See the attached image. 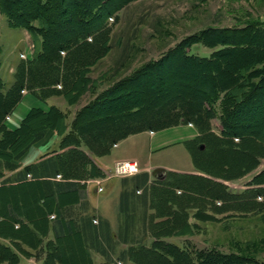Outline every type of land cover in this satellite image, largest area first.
<instances>
[{"label": "trees", "instance_id": "1", "mask_svg": "<svg viewBox=\"0 0 264 264\" xmlns=\"http://www.w3.org/2000/svg\"><path fill=\"white\" fill-rule=\"evenodd\" d=\"M66 1L0 0L2 13L10 25L27 30L35 45L33 59L21 60L15 70L14 82L7 90L0 77V177L3 168L15 169L17 165L14 161H18L50 130L61 137V149L64 151L47 163L44 170L53 178L60 175L67 181L103 177L104 173L93 156L110 154L116 144L131 135L188 124H193L199 131L196 140L184 143L199 172L235 181L260 166L264 159L262 22L203 32L202 38L195 35L186 38L162 60L148 64L127 80L95 96L77 111L70 128L67 115L58 107L51 106L48 111L32 109L17 129H9L6 119L14 112L25 92L42 100L63 96L72 105L76 97L95 87L89 70L113 47L111 28L104 26L103 15L108 13V16H112L116 10L112 6L115 3L122 1L128 4L135 0H107L108 5L99 14L86 9L80 0H70L68 3L78 12L73 18L63 20V23L62 18L68 14L63 6ZM98 6L102 8V4L98 3ZM71 23L74 24L72 30L63 37L64 24ZM84 23L88 24L87 29L80 28ZM207 39H215L212 42L222 46L211 58L183 54V48ZM123 50L118 69L130 57L132 46L129 42ZM177 55V61L184 67H179L167 77L159 74L158 71ZM155 71L158 74L150 76L152 80L149 74ZM90 84L93 85L90 87ZM131 88L139 91L130 92L132 95L128 98L125 91ZM144 91L149 92L151 97H147L148 93L143 96L141 92ZM215 119L221 121L220 133L213 129ZM221 155L226 156L227 160H221ZM171 175L174 177L171 183L165 181L152 193L151 204L156 209V215H151L149 222H146L147 215L145 219L143 216L144 225H147L145 233L154 239L153 242L151 245L141 242L131 246L122 256L135 264L247 263L248 258L241 253L209 250L197 252L195 256L165 239L192 235L190 232L195 227L190 231V209H197L194 214L196 219H213L214 215L231 212L263 213L264 170L255 175L242 192H233L224 184L217 185L198 175ZM41 183V190L49 202L53 199L55 188L60 194L75 192V187L69 182L63 184L45 180ZM173 188L183 189L184 194L178 196ZM144 193L146 195V188ZM141 201L146 205V196ZM134 203L136 205L137 202ZM129 204L130 197H125L124 207L131 209ZM124 214L128 223L122 232L128 235L131 231L129 226L138 214L132 211ZM155 218L162 220L154 222ZM68 231L71 233L69 235H81L80 230L74 232L70 225ZM60 232L59 237L63 239L67 234L64 224L60 225ZM84 234L87 246L101 250H111L113 247L106 231L101 234L102 242L100 233L92 226H87ZM49 256L45 264H57L54 252ZM5 261L18 264L19 256L10 248L0 245V264ZM85 262L83 257L81 263ZM107 262L118 264L112 260Z\"/></svg>", "mask_w": 264, "mask_h": 264}, {"label": "rangeland", "instance_id": "2", "mask_svg": "<svg viewBox=\"0 0 264 264\" xmlns=\"http://www.w3.org/2000/svg\"><path fill=\"white\" fill-rule=\"evenodd\" d=\"M69 1L67 0L63 5L68 12L67 16L62 18L63 23H65L63 20L73 18L76 15L75 13L78 12V9L73 8L68 3ZM79 2H82L86 9L95 10V13L98 14L103 13L106 5H108L107 0H92L91 4L84 0ZM98 3L102 4V8L98 6ZM115 4L112 5L116 8L112 16H108V13H106L103 15L102 20L104 26L111 28L110 38L113 47L89 70V76L93 84L95 83V87L90 91H86L82 96L76 97V102L72 105H69V102L63 96H52L63 98L68 106L71 107L70 111H68V116L75 108L87 105L91 99L93 100L103 90L127 80L136 71L142 70L148 64L162 60L186 38L194 35L202 38L203 32L232 29L247 23H264V0H135L128 4H123L122 1ZM73 25L72 23L64 24L65 33L62 34L63 37L72 30L71 27ZM88 27V24L80 26L82 29H87ZM24 30L12 27L0 7V77L5 82L6 90L14 82V75L11 70L15 72L21 60H32L34 56L35 45L33 39L31 34L29 32L30 35L25 34L26 30ZM212 40L215 39L197 42L185 49L183 48L182 52L192 57L211 58L214 52L222 48V46L214 44ZM128 42L132 46L130 57L118 69V63L124 51L123 48ZM26 49L28 50L26 51ZM22 51L26 52L22 53ZM177 59L178 55L165 65L161 71H158L160 72L159 74L167 77L179 67H184ZM158 72L155 71V73L149 74V78L150 76L155 77ZM92 85L90 84V87ZM137 86L135 85V87ZM135 91L138 92L139 90L131 88L125 91V96L127 94L129 98L132 95L130 92ZM145 93H148L147 97H151L149 92H141L143 96ZM216 106L220 109L218 105ZM8 118L6 122H11ZM212 125L214 131L220 133L222 128L221 121L215 119ZM190 127H194V129H187L189 132L192 131L191 134L198 132L199 135V131L194 125ZM144 138L131 139L133 142L138 140L134 145L131 142V148L129 147L130 143H124L120 150L114 149L111 154L112 157L110 156L111 160L116 157L129 155L139 162L149 163L153 168L161 166L184 171L194 170L192 157L185 149L184 144L154 149L149 154L146 151L145 142L147 140ZM220 158L224 161L227 160L226 156L221 155ZM124 161L127 160L120 162ZM120 162H117L113 169ZM136 163L139 165L140 173L142 171L141 164ZM208 168L210 169V167ZM263 170L264 159L261 160L260 166L255 171L237 182L227 184L232 191L242 192L246 189L249 182L252 181L253 177ZM199 173L195 172L196 175L205 177L217 185L226 181L218 176ZM0 199H2L3 203H6V200L10 201L8 195L6 198L0 195ZM14 199L17 200V198ZM259 200L262 201V199ZM214 217L213 219H196L191 216L189 220L191 224L190 231L192 227H195L193 231H189L192 235L175 237L169 240L177 243L178 246L188 250L195 256L197 252H207L209 250H217L224 253L236 252L245 255L249 260L247 263L241 264H264V212L248 214L231 212L214 215ZM69 253L71 254V264H75L72 259L73 255H76L75 244L73 245V252ZM64 262V264L69 263L68 260H64Z\"/></svg>", "mask_w": 264, "mask_h": 264}, {"label": "crops", "instance_id": "3", "mask_svg": "<svg viewBox=\"0 0 264 264\" xmlns=\"http://www.w3.org/2000/svg\"><path fill=\"white\" fill-rule=\"evenodd\" d=\"M25 34H29L27 30ZM11 73L15 74L13 70ZM51 106L58 107L67 115L68 128H70L77 111L83 107L75 108L68 116L71 107L63 98L52 97L42 100L32 93L25 92L14 112L8 116L9 118L7 117L11 122H6V125L9 129H17L33 108L48 111ZM190 126L193 125H180L158 132L145 131L131 135L116 144L110 154L101 157L93 156L96 165L104 173L103 177L88 180L76 178L67 181L62 179L60 175L53 178L44 170L47 163H50L64 151L61 149V137L55 131L50 130L42 140L32 145L18 161H14L17 165L15 169H2L0 195L4 198L8 195L10 201L6 200V203H3L0 199V245L10 248L19 256L18 264H45L51 252L56 255L54 259L57 260V264H64V260H68L69 263H67L71 264L69 252H73L74 244L76 255H73L74 258L72 257V259L75 264H83L81 263L83 257L86 261L85 264H108L107 261L110 260L121 264H135L128 257L122 255L131 246H137L141 242L151 245L154 240L147 232L145 233L147 225H144L143 222V216L145 219L147 215L146 222H149V217L156 215V209L151 204L154 188L161 187L165 181L171 183L174 177L170 174L196 175L195 172L199 173V171L194 164V170L191 171L161 166L153 168L149 163L139 162L129 155L111 160V154L114 149L120 150L124 143H130L129 147L131 148V142L132 145L138 142V140L133 142L131 139H138V137H145L144 139L147 140L145 144L149 154L154 149L168 148L176 144H184L187 141H194L199 135L198 132L191 134L192 131L189 132L187 129H194V127ZM201 149L204 147L201 146ZM187 152L189 153L188 150ZM123 160L138 162L141 164L142 171L137 175L128 177L111 176L114 165ZM45 180L63 184L69 182L75 187V192L60 194L54 187L53 199L49 202L41 190V182ZM143 180L145 183H142ZM237 181H225L223 184L231 190L227 183ZM138 185L140 187H137ZM145 188L147 190L146 195L144 193ZM173 189L178 196L184 194L183 189ZM144 196H146V205L141 203V198ZM125 197H130L131 209L124 207ZM134 202H137L136 205ZM217 204L221 205L219 202ZM128 211L136 212L138 215L133 220L132 225L129 226L130 233L125 235L122 231L126 228L128 220L124 213ZM196 212L197 209L189 210V220L191 216L194 217ZM161 220V218H155L154 222ZM61 224H64L67 233L63 239L59 237ZM69 225L74 232L80 230L81 235H76V233L69 235L71 234L68 231ZM87 226H92L100 233L101 242V234L106 231L112 242V249L101 250L99 247L87 246L84 234ZM175 237L184 236H173L165 240L171 242L169 239ZM171 243L178 245L175 242ZM1 264L8 263L5 261Z\"/></svg>", "mask_w": 264, "mask_h": 264}, {"label": "built area", "instance_id": "4", "mask_svg": "<svg viewBox=\"0 0 264 264\" xmlns=\"http://www.w3.org/2000/svg\"><path fill=\"white\" fill-rule=\"evenodd\" d=\"M139 165L134 161H124L118 163L112 170V175L114 177H127L136 175L139 173Z\"/></svg>", "mask_w": 264, "mask_h": 264}]
</instances>
